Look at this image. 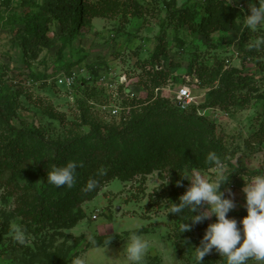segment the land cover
<instances>
[{"label":"rangeland","instance_id":"obj_1","mask_svg":"<svg viewBox=\"0 0 264 264\" xmlns=\"http://www.w3.org/2000/svg\"><path fill=\"white\" fill-rule=\"evenodd\" d=\"M41 1L34 2L39 5ZM87 3L88 13L75 39L68 40L67 29L51 22L45 38L37 44L35 59L23 61L17 47L10 46L21 45L28 11L17 13L18 25L8 38L5 32L0 35V52L16 50L8 68L12 74L2 73L7 86L15 91L9 101L13 124L40 136L36 141L11 134L0 118V264H80L92 247L89 234L101 244L110 239L105 254L115 258L134 231L150 242L145 264H194L195 253L189 247L200 246L203 236L193 227L179 234V224L186 219L167 214L166 206L173 202L169 177L174 173L165 169L176 166L174 171L180 177L190 176L192 169L214 176L207 156L215 152L227 170L229 165L235 170L220 190L234 201V210L246 212L243 188L264 173V45L253 46L264 37V26L256 31L245 27L244 16L250 14L245 0L230 4L207 0L201 5L184 0ZM162 25L165 34L160 31ZM158 43L166 52L165 74L186 77L197 97L205 90L214 91L208 102L216 110L212 118L206 114L209 120L173 110L153 113L155 103L147 99L144 103L148 106L140 103L137 109L147 110L145 117L122 131L117 119L99 112L97 106L105 104L106 98L96 82L100 74H125L134 98L156 97L154 84L145 82L141 67L147 65ZM71 63L73 69L80 70L76 83L89 80L88 90L92 89L94 96L88 90L87 97L81 96L76 85L71 90L58 87L56 76L68 74L65 64ZM30 79L37 83L31 85ZM164 80L161 74L157 85ZM167 98L160 96L156 102L166 99L172 108L173 100ZM215 113L223 116L215 117ZM109 130L118 135L109 137ZM10 140L31 152L22 172L12 173L9 157L4 160L2 156ZM52 144L72 147L74 154L62 159L50 148ZM150 147L157 150L153 157L162 155L161 165L151 163L146 154ZM118 155L133 164L113 172L110 160ZM68 161L80 165L74 186H52L44 199L39 197L46 172L54 163L63 166ZM145 161L148 164L143 170H137L136 162ZM27 168L33 173L30 180L24 176ZM92 178L98 186L90 192L84 190ZM183 180L187 190L190 182ZM42 200L45 205L56 204L61 218L51 219L44 207L38 208ZM205 208L202 206V211ZM37 212L41 217L35 220L32 215ZM207 221L214 223L216 217ZM13 224L26 230V244L13 239ZM100 234L106 235L101 238ZM172 248L175 261L169 256ZM202 264H226V259L213 249Z\"/></svg>","mask_w":264,"mask_h":264},{"label":"clouds","instance_id":"obj_2","mask_svg":"<svg viewBox=\"0 0 264 264\" xmlns=\"http://www.w3.org/2000/svg\"><path fill=\"white\" fill-rule=\"evenodd\" d=\"M231 2L232 0H226L225 4ZM249 13L244 16L245 27L256 31L264 26V0H257L256 3L250 2ZM261 45H264V37L258 39L253 46ZM171 76L174 75L171 74ZM207 91L205 90V93L200 96L203 101L201 105L205 103ZM191 92L193 94L194 91ZM158 94L162 96L161 92ZM162 97H172L174 105L180 109L179 104L175 102L174 95L167 94ZM200 106L196 107L198 115H200L199 111L211 108H200ZM211 109L216 110L213 107ZM220 114L223 116V113ZM200 116L206 117V115ZM207 162L212 166L211 172L215 175H205L196 169L191 170L190 176L181 175L183 179L190 182V186L178 198V202L171 201L170 205L166 206L167 214L180 216L185 210L191 214L190 218L179 224V234L191 229V225L185 221L190 220L192 224H198L212 215L216 217V221L207 226L200 246L189 247L195 253L194 264H202L204 257L213 249L220 254V257L226 259V264H249L251 260H254L256 264H264V173L254 176L243 188L247 215L240 219V227H238L237 221L228 216L234 207V201L226 198L220 190L221 185L227 182L230 172L227 171L225 163L215 152L208 154ZM78 167L80 165L76 161H68L63 166L54 165L47 172L46 181L57 188L65 186L72 188L76 183ZM97 186V179L92 178L87 182L85 190L90 192ZM202 206H206L203 211L201 210ZM11 231L16 242L21 245L27 243L28 236L21 225L13 224ZM87 238L92 247L82 257L80 264H106L107 261H111L112 264H145L150 247L149 240L138 231H134L125 239V244L119 255L112 258L105 254L106 245L110 239L101 244L95 235L89 234ZM169 256L173 261L177 260L174 258L173 248Z\"/></svg>","mask_w":264,"mask_h":264},{"label":"trees","instance_id":"obj_3","mask_svg":"<svg viewBox=\"0 0 264 264\" xmlns=\"http://www.w3.org/2000/svg\"><path fill=\"white\" fill-rule=\"evenodd\" d=\"M35 0H0V35L3 34L5 32V34L7 35V38L9 36V34H11V30L14 27H17V13L21 10L23 11H28V14L26 15V18L23 22V28H24V35L22 36V40H21V45L20 44H16V45H10V46H15L17 47V52L20 51L19 55H21L23 61H27L29 59H35L37 57V53L35 51L37 44L40 42L41 38H45V33L48 31V24L56 21L59 22L61 24V27L64 29H67V39L68 40H73L75 39L76 35L79 33L80 27L82 26V24L84 23V17L85 15L88 13L87 12V8H88V0H42L41 4H35L34 2ZM186 4H192V3H199V5H201V3H206L207 0H184ZM244 1V0H243ZM247 3H250L251 1L249 0H245ZM201 2V3H200ZM241 4V3H240ZM113 5V3H112ZM31 8H34L35 11L30 12L29 10ZM24 15V16H25ZM20 31H23L22 29H20ZM161 33L165 34V27L164 25L161 26ZM39 33H42L41 35ZM26 34V35H25ZM24 48H23V47ZM24 49V50H23ZM16 51V50H15ZM14 50H5L4 52H1L2 57L7 58V60L12 59V56H15V52ZM166 57V52H164V50L162 49L161 45L158 43V45L154 48L153 51V55L151 56L150 60L146 63L147 65L144 67H141L142 70H144L145 73V82L148 83H153L154 84V88L153 90L158 89L159 87L163 86L166 81L167 78L171 76V73L165 74L167 72H165V67L164 64L165 63V58ZM167 58V57H166ZM154 62V63H153ZM149 63V64H148ZM68 65V66H67ZM93 64H91L90 66L93 68L92 66ZM66 67H68L69 69H71L73 67V64H65ZM94 66H97V64H95ZM142 66V65H141ZM156 67H159L160 69H156ZM171 68V67H170ZM8 74H12L13 71H9L8 67L5 65L0 64V118L4 121V125L5 128L10 131L9 133H13V134H17V135H22V136H26L29 139H38L36 141H40V136L37 132H33L31 130L25 129V128H17L16 126H14L13 124V117H14V112L11 110L9 101L12 98V96L15 94V91L11 89V87L7 86V80L3 79V74L2 73H6ZM61 74V73H60ZM163 74L165 75V80H164V84L162 83V85H157V80L159 78V76ZM59 75V74H58ZM57 75V76H58ZM56 76V77H57ZM29 80V79H28ZM57 80V79H55ZM87 81H81V83L78 84L75 83L74 85L78 86L81 96H86L87 97V90L88 85H90ZM30 82L32 83L31 85L36 84L37 82L33 79H30ZM137 84L141 82H139V80L135 81ZM57 84V81H56ZM58 85V84H57ZM73 85V86H74ZM75 86V87H76ZM58 87L62 88L61 86L58 85ZM91 94H92V89L88 90ZM17 92V91H16ZM214 94V91H210L208 90V92L206 93V98H205V103L203 105L200 106V108H205V107H213L209 104L208 100L209 98ZM94 96V94H92ZM80 96V97H81ZM101 94L98 95V97H100L101 99ZM154 96L151 98L150 95H148L147 97H144L143 99H140L138 101H133L131 103V105L133 106L131 109V112L129 113V115L126 117V120H120L119 123H121L122 125V131L123 130H127L130 127L134 126L135 124H137L138 122H140V120L142 118L145 117V115L147 114V110H144L143 112L140 110H137L139 106H148L147 103H144L147 99V101H149L150 99L153 101V103H155L154 108L152 109V112H158V111H162V110H173V111H178L181 112L183 114H189V113H195L198 117H200L201 119H205L208 120L206 117L204 116H200L197 114V108L196 107H192L187 111H181L179 108H177L174 103L172 106V108L167 105L166 103H168V101L165 99V101L163 100L160 104L157 103L159 100L160 95L158 93H154ZM164 99V98H163ZM142 101V102H141ZM157 101V102H156ZM82 103H84V101H82ZM141 103V105H140ZM144 103V104H143ZM150 106V105H149ZM214 108V107H213ZM138 111H141V113H136ZM187 112V113H186ZM144 120V119H143ZM109 137H113V136H117L118 134H116L114 131H110L109 130ZM50 148L55 152V153H59V155L62 157V159H64L66 156L74 154V148H69V146L62 144V147L60 148L59 145H51ZM159 151V150H158ZM31 153V152H30ZM28 153L24 148L20 147L18 144H14L13 141H9L8 143L5 144V146L3 147V158L4 160L6 159V157H9V161H8V165L12 166V173H17V172H22L23 166L25 165L24 162L26 161V157H29L31 154ZM157 153V150L154 147H150L147 149L146 154L148 155V157L151 159V161L149 160V162L151 163H157L160 164V162H162V155L158 156L159 157H153L155 156ZM159 153V152H158ZM121 154V153H118ZM19 159L21 161H19ZM106 163V162H105ZM104 163V164H105ZM136 169L137 170H143V166L147 165V161L142 162H136ZM132 163L129 162V160H127L125 158V156L123 157L122 155H118V157H115L114 159L110 160V165L111 167H109L111 169V171L113 172H118V171H123V169L127 168L128 166H131ZM55 166H59L58 163H54ZM177 168L174 165H171L169 168H166L165 171L167 173H174V175H172L170 178V187L171 189V195H172V200L173 202H178V198L183 195V193L186 191V185H185V181L183 180L182 177H180L179 174H177L174 169ZM145 169V167H144ZM27 176L26 174H24V176L26 177L27 180H30L32 178V171L30 168H27ZM228 172H230L229 177H231L232 175H234V167L229 165V168L227 170ZM47 173V172H46ZM46 177L47 174H45L43 176L45 183H43L40 186V196L41 198L44 197V195H46L47 190L54 186L52 184L47 183L46 181ZM232 186V185H231ZM222 187V186H221ZM81 187H79L78 189H80ZM84 190L86 189V187H82ZM78 192H80L78 190ZM85 191H81L80 193H83ZM44 199V198H43ZM49 203V202H46ZM45 209L44 213H46V215H50L49 217L51 219H56V218H61V214L59 212L58 209L56 208V204H51L49 203L48 205H45L44 201L42 200L41 203L38 205V208H43ZM40 210V209H39ZM202 210V209H201ZM195 214V213H194ZM190 212L185 210V212L180 215V217L184 220V219H188L190 218ZM247 212L243 213L240 210H234L232 209L229 213L228 216L229 218H234L237 221V225L238 227H240L239 221L242 217L246 216ZM33 218L35 220H38L41 217L40 213H34ZM186 223H189L191 225V228L193 227L194 230L200 235L203 236L204 232L207 228L208 221L207 219L204 220L201 223L198 224H192V222L190 220L186 221ZM104 238V237H101ZM105 240V239H103Z\"/></svg>","mask_w":264,"mask_h":264},{"label":"built area","instance_id":"obj_4","mask_svg":"<svg viewBox=\"0 0 264 264\" xmlns=\"http://www.w3.org/2000/svg\"><path fill=\"white\" fill-rule=\"evenodd\" d=\"M12 57V59H14V56ZM12 59L7 60V58L2 57L0 52V64L8 67ZM8 68H11V65ZM156 69L158 70L160 68L156 67ZM79 71L78 67L74 69L72 67L70 71L67 72L68 74H59L56 77L57 84L67 90H71L76 83ZM81 71L83 70L81 69ZM96 83L103 89L106 98V103L98 105L97 108L99 112L108 119H117L118 121L125 120L131 111V103L142 99L141 97L134 98L135 95L131 92V89L128 88V78L125 74H120L119 77L113 74H100ZM191 91L190 80H186V77L182 78L181 75L168 77L166 84L155 90L156 93L161 92L162 96L166 93L174 95L175 102L179 104L181 110L199 107L202 104V97L193 95ZM198 113L200 115L207 114L211 117L213 115V109L208 108ZM214 116L218 117L221 116V114L215 113Z\"/></svg>","mask_w":264,"mask_h":264},{"label":"crops","instance_id":"obj_5","mask_svg":"<svg viewBox=\"0 0 264 264\" xmlns=\"http://www.w3.org/2000/svg\"><path fill=\"white\" fill-rule=\"evenodd\" d=\"M249 1H253V0H249ZM193 94H194V92H193ZM104 231H102V233H103ZM106 235V234H105ZM104 234H100V237H104L105 236ZM108 244H110V242L108 243Z\"/></svg>","mask_w":264,"mask_h":264},{"label":"water","instance_id":"obj_6","mask_svg":"<svg viewBox=\"0 0 264 264\" xmlns=\"http://www.w3.org/2000/svg\"><path fill=\"white\" fill-rule=\"evenodd\" d=\"M118 210V209H117Z\"/></svg>","mask_w":264,"mask_h":264}]
</instances>
